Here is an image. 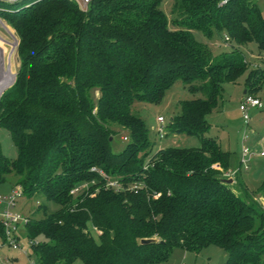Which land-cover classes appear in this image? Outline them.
<instances>
[{"label":"trees","instance_id":"16d2710c","mask_svg":"<svg viewBox=\"0 0 264 264\" xmlns=\"http://www.w3.org/2000/svg\"><path fill=\"white\" fill-rule=\"evenodd\" d=\"M161 2H0L19 60L0 92V126L17 149L8 159L0 148V184L11 174L22 195L42 199L41 216L24 223L38 264H157L176 247L209 245L226 253L219 264H264V207L239 177L225 182L228 152L205 135L206 114L245 61L237 52L213 56L193 35L222 33L264 51V13L256 0H172L169 18ZM177 80L198 96L179 102L166 132L195 135L199 146L152 151L131 106L159 101ZM263 83L257 68L245 94ZM120 130L126 141L116 151Z\"/></svg>","mask_w":264,"mask_h":264},{"label":"rangeland","instance_id":"374dc122","mask_svg":"<svg viewBox=\"0 0 264 264\" xmlns=\"http://www.w3.org/2000/svg\"><path fill=\"white\" fill-rule=\"evenodd\" d=\"M20 0L15 3H19ZM0 2H13L0 0ZM259 11L264 13V0H256ZM161 9L169 18L173 17L172 0H162ZM9 8H6L8 10ZM12 10V9H9ZM196 40L206 44L213 56L223 53L237 52L245 61L243 72L234 80L223 83L221 98L217 105L210 109L205 118L208 122L209 129L205 133L207 136L218 138L221 147L229 155V174L226 179L239 177L246 186L255 193V201L264 207V196L258 193V188L264 180V83L254 92L261 102L260 108H248L249 119L247 123L239 109L243 100L244 90L246 89V78L257 68H264V51L259 50L254 41H248L243 44H230L228 40L214 35L206 37L199 31H193ZM0 41H5L6 48H2L0 58V92L3 88L11 83V79L19 65L18 55L16 52L17 35L0 10ZM3 43V42H0ZM12 44V45H11ZM3 45V44H2ZM233 48V50H232ZM235 48V50H234ZM7 51H9L10 66L8 67ZM9 63V62H8ZM13 67V68H12ZM8 83V84H7ZM6 84V85H5ZM5 85V86H4ZM95 94V93H94ZM198 95L189 91L188 85L180 80L174 82L157 102L135 101L131 109L134 114L139 116L145 123L148 131V139L152 144V151L165 147H184L191 148L199 146V138L195 135L172 134L165 131L163 138L157 135L156 117L162 116L165 124L169 119L179 112V102L195 98ZM123 135L125 132L119 131L113 139L112 148L116 151L121 150L125 145ZM0 148L2 154L8 159H14L17 156L16 146L9 132L0 126ZM247 150L250 156L244 161L241 159L242 151ZM14 177L9 174L6 180L0 184V195L7 196L12 193ZM236 189L235 185H232ZM42 199H27L24 195L16 201L15 210L25 217H40L41 213H36V207ZM44 202V201H43ZM49 210L56 208L52 202H46ZM5 204L0 203V213L4 210ZM92 236L97 237L94 228H90ZM15 234L18 237V243L21 251L12 249L0 238V264H38L31 253L30 240L26 237L25 224L21 222L17 225ZM226 258V253L219 247L209 245L202 248L199 252H192L179 247L173 249L168 261L157 264H219ZM74 264H82L76 260Z\"/></svg>","mask_w":264,"mask_h":264},{"label":"built area","instance_id":"2783aa9c","mask_svg":"<svg viewBox=\"0 0 264 264\" xmlns=\"http://www.w3.org/2000/svg\"><path fill=\"white\" fill-rule=\"evenodd\" d=\"M9 2H18L20 0H5ZM80 7L86 8L89 4L90 0H74ZM227 40V37H225ZM261 102L260 100L251 95V94H245L243 96V100L239 105V109L243 114V118L245 122L247 123L249 116H248V108H260ZM156 123H157V135L159 138H163L166 131V124L164 118L160 115L156 117ZM125 139V138H124ZM264 152H260V154H263ZM250 156V152L247 150L242 151L241 159L244 161L247 157ZM229 174V172H228ZM227 175V174H226ZM110 186L118 188L119 184L116 182H109ZM74 193L78 192V188H75L73 190ZM22 196L21 188L19 186L14 187L12 193H10L7 196L0 195V203L5 204L4 210L0 213V222L1 226L3 228V235H4V242L9 245L14 250L21 251V246L18 243V237L15 234L17 225L21 222L26 223L28 220V217L23 216L22 214L18 213L15 210L16 207V201L19 197ZM30 243H34V241H30ZM31 264H33V261H31Z\"/></svg>","mask_w":264,"mask_h":264},{"label":"bare ground","instance_id":"6f19581e","mask_svg":"<svg viewBox=\"0 0 264 264\" xmlns=\"http://www.w3.org/2000/svg\"><path fill=\"white\" fill-rule=\"evenodd\" d=\"M0 42H3V43H0V49H1L2 52H4V50H2V48H6V45H4V43H6V42H5V41H0ZM2 44H3V45H2ZM11 45H12V44H11ZM8 52H9V51H7V53H6L7 56H6L5 58H7V64H8V67L11 68V66H10V61H11V60H10V58H9V53H8ZM8 62H9V63H8ZM12 68H13V67H12ZM4 88H5V87H4ZM4 88H3V89H4ZM2 91H3V90H2ZM2 91H1V92H2Z\"/></svg>","mask_w":264,"mask_h":264},{"label":"water","instance_id":"95a60500","mask_svg":"<svg viewBox=\"0 0 264 264\" xmlns=\"http://www.w3.org/2000/svg\"><path fill=\"white\" fill-rule=\"evenodd\" d=\"M13 79H14V75H13ZM13 79H12V81H11V83L9 84V85H11L12 83H13ZM8 85V86H9ZM3 92V91H2ZM1 92V93H2ZM0 93V94H1ZM225 182H227V183H231L232 182V179L231 178H228V179H225ZM155 239L154 238H145V239H141V242H149V241H154Z\"/></svg>","mask_w":264,"mask_h":264},{"label":"flooded vegetation","instance_id":"af4514ba","mask_svg":"<svg viewBox=\"0 0 264 264\" xmlns=\"http://www.w3.org/2000/svg\"><path fill=\"white\" fill-rule=\"evenodd\" d=\"M1 55H2V51H1V49H0V58H1Z\"/></svg>","mask_w":264,"mask_h":264},{"label":"crops","instance_id":"0c3cea01","mask_svg":"<svg viewBox=\"0 0 264 264\" xmlns=\"http://www.w3.org/2000/svg\"><path fill=\"white\" fill-rule=\"evenodd\" d=\"M244 94L246 93V90H244V92H243ZM255 96V95H254ZM264 152V151H263Z\"/></svg>","mask_w":264,"mask_h":264}]
</instances>
